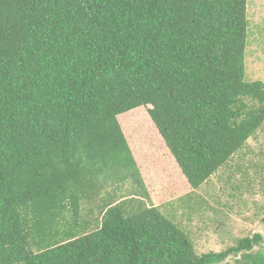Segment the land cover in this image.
Instances as JSON below:
<instances>
[{
  "label": "trees",
  "instance_id": "16d2710c",
  "mask_svg": "<svg viewBox=\"0 0 264 264\" xmlns=\"http://www.w3.org/2000/svg\"><path fill=\"white\" fill-rule=\"evenodd\" d=\"M248 34V0H0V264H264L147 205L118 120L148 107L198 191L264 125Z\"/></svg>",
  "mask_w": 264,
  "mask_h": 264
},
{
  "label": "rangeland",
  "instance_id": "374dc122",
  "mask_svg": "<svg viewBox=\"0 0 264 264\" xmlns=\"http://www.w3.org/2000/svg\"><path fill=\"white\" fill-rule=\"evenodd\" d=\"M248 22L245 82L264 84V0H248ZM148 109L118 118L146 186L147 205L185 230L200 255L224 251L254 235L264 238V125L233 162L193 192ZM130 191L131 183L123 189L126 199H131ZM259 249L264 251V243Z\"/></svg>",
  "mask_w": 264,
  "mask_h": 264
},
{
  "label": "crops",
  "instance_id": "0c3cea01",
  "mask_svg": "<svg viewBox=\"0 0 264 264\" xmlns=\"http://www.w3.org/2000/svg\"><path fill=\"white\" fill-rule=\"evenodd\" d=\"M234 158H235V156L231 159L230 163L234 161ZM212 178H213V177H212ZM212 178H211V179H212ZM211 179H210V180H211ZM210 180H209V181H210ZM209 181H208L207 183H209ZM207 183H206V184H207Z\"/></svg>",
  "mask_w": 264,
  "mask_h": 264
}]
</instances>
